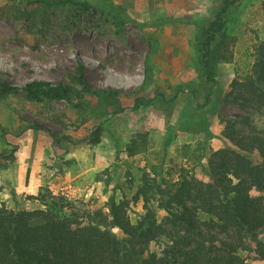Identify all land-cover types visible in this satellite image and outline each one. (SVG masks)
<instances>
[{
    "label": "rangeland",
    "instance_id": "374dc122",
    "mask_svg": "<svg viewBox=\"0 0 264 264\" xmlns=\"http://www.w3.org/2000/svg\"><path fill=\"white\" fill-rule=\"evenodd\" d=\"M88 1L107 12L122 7L123 29L99 11L77 17L71 8H49L25 17L23 8L0 0V79L75 85L72 75L81 71L91 86L87 92L75 85L80 94L72 101L0 97V205L41 208L37 197L48 193L85 215L124 199L133 219L147 203L166 224L158 206L163 188L182 177L206 181L212 152L226 147L224 131L230 123L245 129L232 82L253 73L264 53V0L229 8L231 56L217 63L209 101L201 31L224 0ZM139 96L147 102L134 108ZM249 110L263 126L264 111ZM97 125L101 140L92 143Z\"/></svg>",
    "mask_w": 264,
    "mask_h": 264
},
{
    "label": "trees",
    "instance_id": "16d2710c",
    "mask_svg": "<svg viewBox=\"0 0 264 264\" xmlns=\"http://www.w3.org/2000/svg\"><path fill=\"white\" fill-rule=\"evenodd\" d=\"M7 1L23 8L25 17L43 15L49 8H71L77 17L95 16L99 11L120 30L127 21L122 7L107 12L88 0ZM237 1L224 0L201 31V62L212 84L207 101L216 82L217 63L231 56L227 12ZM72 80L91 91L81 71ZM75 85L43 78L19 85L0 79V97L72 101L74 93L80 94ZM232 86L246 111L241 116L245 129L230 123L223 133L226 147L213 151L209 158L206 181L182 177L163 188L158 206L166 212V224L158 221L147 203L135 219L129 202L114 198L107 212L96 209L83 215L65 199L44 193L37 197L41 208L15 210L0 205V264H249L250 259L264 260V124H255L249 110L264 111V53L253 73L234 79ZM146 102L139 96L133 107ZM75 106L83 108V103ZM32 127L55 135L42 124ZM102 132L97 125L90 141L99 143ZM140 146L133 140V153Z\"/></svg>",
    "mask_w": 264,
    "mask_h": 264
},
{
    "label": "bare ground",
    "instance_id": "6f19581e",
    "mask_svg": "<svg viewBox=\"0 0 264 264\" xmlns=\"http://www.w3.org/2000/svg\"><path fill=\"white\" fill-rule=\"evenodd\" d=\"M61 58H62V60H63V63H68V62L70 61V60H69V57H68L67 55L62 56Z\"/></svg>",
    "mask_w": 264,
    "mask_h": 264
}]
</instances>
